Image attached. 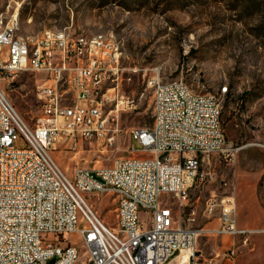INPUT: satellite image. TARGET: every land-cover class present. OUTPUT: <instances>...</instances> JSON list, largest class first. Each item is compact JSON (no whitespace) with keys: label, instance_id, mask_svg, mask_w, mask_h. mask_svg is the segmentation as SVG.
Masks as SVG:
<instances>
[{"label":"built area","instance_id":"obj_1","mask_svg":"<svg viewBox=\"0 0 264 264\" xmlns=\"http://www.w3.org/2000/svg\"><path fill=\"white\" fill-rule=\"evenodd\" d=\"M15 16L0 14V78L10 82L27 71L45 78L35 88L33 126L0 87V264H167L193 247L199 230L182 223L181 209L189 187L203 177L204 155L226 150L219 98L192 91L181 78L153 77L152 124L131 131L148 155L118 157L95 170L75 167L67 175L51 155L56 140L113 137L100 90L116 79L121 50L108 35L98 44L64 28L24 38L15 35ZM15 134L23 146L14 145ZM103 191L116 195L114 227L84 195ZM206 210H218L217 233L239 231L230 199L211 195ZM68 236L78 238L84 259L78 261L80 248Z\"/></svg>","mask_w":264,"mask_h":264},{"label":"rangeland","instance_id":"obj_2","mask_svg":"<svg viewBox=\"0 0 264 264\" xmlns=\"http://www.w3.org/2000/svg\"><path fill=\"white\" fill-rule=\"evenodd\" d=\"M14 11L20 35L64 28L72 34L108 35L121 50L116 79L100 90L113 137L56 140L51 155L67 175L75 167L95 170L118 157L148 155L138 149L131 131L152 124L153 77L181 78L192 91L219 98L226 150L204 155L198 169L203 177L187 191L182 223L199 233L187 250L195 258L184 264H264V0H0V14ZM44 78L31 71L10 82L0 78V87L29 126L39 115L35 88ZM14 145H24L19 134ZM84 195L114 227L115 193ZM211 195L233 202L238 232L215 231L218 210H206ZM68 237L80 248L78 261L84 259L78 238Z\"/></svg>","mask_w":264,"mask_h":264},{"label":"bare ground","instance_id":"obj_3","mask_svg":"<svg viewBox=\"0 0 264 264\" xmlns=\"http://www.w3.org/2000/svg\"><path fill=\"white\" fill-rule=\"evenodd\" d=\"M18 29V23L15 21V35L24 37V38H31V37H35L36 34H25V35H20L18 34L16 31ZM48 31L50 34H59V29L58 28H51L48 27ZM87 38H91V39H98V44H105L106 43V37L102 36V34H96V35H91V36H86ZM191 248V247H190ZM190 248L187 249H183L181 250L177 255L176 258L177 261L175 264H184L185 262H189V255L192 251H190L189 253L187 252V250H190ZM169 263V261H168ZM167 263V264H168Z\"/></svg>","mask_w":264,"mask_h":264},{"label":"crops","instance_id":"obj_4","mask_svg":"<svg viewBox=\"0 0 264 264\" xmlns=\"http://www.w3.org/2000/svg\"><path fill=\"white\" fill-rule=\"evenodd\" d=\"M175 258H176V257H175ZM175 258H174V259H175ZM172 261H173V259H171V260L169 261V263H168V264H171V263H172Z\"/></svg>","mask_w":264,"mask_h":264}]
</instances>
